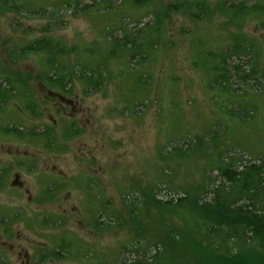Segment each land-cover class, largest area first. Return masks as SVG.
Here are the masks:
<instances>
[{
	"label": "rangeland",
	"instance_id": "1",
	"mask_svg": "<svg viewBox=\"0 0 264 264\" xmlns=\"http://www.w3.org/2000/svg\"><path fill=\"white\" fill-rule=\"evenodd\" d=\"M21 1L26 4L25 0H0V80L6 77L5 80L27 86L38 102V112L31 119L36 128L31 132L32 142L8 141L9 154H14L18 147L20 152L32 156L33 168H38L31 175L19 176L30 193L10 188L7 182L0 189V262L120 264L125 259L128 264H137L136 261L153 253V247L149 248L145 241H167L163 233L165 224L178 219L175 210L155 205L152 197L175 201L185 189L193 192L191 187L202 181L208 156L216 150L208 148L205 156L197 151L200 145H183L189 135H201L209 125L230 124V130L220 128L219 143L229 138L237 142L239 132L245 128L247 133L252 129L261 140L259 144H264V15L250 9L253 3L264 5V0H205L209 14L194 13L204 17V21L190 14L194 0H187L186 4L180 0H147L140 8L125 1L121 9L105 13L80 10L88 0L81 5L61 6L53 12L46 6V11L28 13L15 8ZM30 1L34 7L39 3ZM50 1L54 0H46ZM121 1L112 0V5L116 7ZM223 2L244 7V18L238 19L239 16L234 23L226 24ZM242 7L235 6L233 12L242 14ZM124 15H133L130 20L139 22L128 21L129 17ZM121 21L130 29H138L146 22L149 27L158 26L168 43L157 45L143 64L139 61L133 70L129 69L125 62L107 55L108 40L121 35L117 29ZM111 28L114 30L107 36L106 31ZM227 31L252 45L251 64L261 77L258 86L253 80L251 87L237 84L235 78L230 93L218 84L213 89L208 86L207 71L199 65L202 60H198V65L194 61L195 43H206L203 51L216 54L218 44L228 42ZM41 37L60 42L66 51L70 49L66 55L69 66L76 59L80 63H102L108 75L100 90H82V82L74 79L66 82L69 92L53 89L71 102L52 97L48 92L50 85L47 87L38 74L43 69L41 52L22 50L31 40ZM48 56L55 58L52 51ZM129 62L132 68L135 60ZM203 62L209 69V78L211 74L216 76L212 66L217 59L206 58ZM144 89H148V97ZM243 89L251 93L248 104L255 107L245 115L235 111L228 118L231 102L234 103L229 97L245 96ZM20 100L19 96L14 97L5 105L17 115ZM8 118L9 122L18 119L11 115ZM70 121L74 122L76 132L74 136L64 134L68 137L65 139L61 125ZM46 128L57 133L58 138V144L50 149L44 146V137H40L46 135L41 133ZM64 131L68 133L70 129ZM184 137L188 138L183 140ZM249 138L254 139L253 135ZM4 144L0 141V145ZM172 146L188 150L189 155L166 159L164 156ZM56 180L63 185L46 196L42 188ZM37 192L46 199L40 207L33 200ZM55 193L58 201L48 202ZM43 214L48 221L39 225Z\"/></svg>",
	"mask_w": 264,
	"mask_h": 264
},
{
	"label": "trees",
	"instance_id": "2",
	"mask_svg": "<svg viewBox=\"0 0 264 264\" xmlns=\"http://www.w3.org/2000/svg\"><path fill=\"white\" fill-rule=\"evenodd\" d=\"M26 1V4L22 1L16 3L15 8H20L30 13L37 10L46 11L47 6L53 12L61 6L81 5L83 0H54L50 2L39 0L36 7H34L32 1ZM88 1L89 3L81 5L80 10L91 11L92 9H97L105 13L109 10L121 9L125 1L130 2L136 8H140L147 3V0H122L121 5L114 7L112 0ZM43 2L49 5L43 4ZM180 2L186 4L187 0H180ZM206 2L205 0L192 1L190 14H194L196 11L201 13V15H208L209 8ZM30 4L32 6H28ZM99 4L101 6H98ZM235 6L242 7L236 3H222V10L227 13L226 24L228 22L234 23L239 16L238 19L244 18V10L246 9L242 7L243 13L235 14L233 12ZM250 9L253 10L251 12L257 15H264V10L262 9L253 8V6ZM194 15L200 21L204 19L199 14ZM207 15H205L206 18H208ZM124 17L127 16L124 15ZM128 17V21L134 19L133 15ZM131 22L137 23L139 21ZM124 24L121 21L117 27L121 31L120 37L108 40L110 45L107 55L117 62H125L129 69L133 70L139 61L143 64L149 55L152 54V51L156 50L157 45L163 46L168 43L162 28H158V26L149 27V22H146L144 26L138 29H130ZM113 30L114 28L107 29V36H110ZM227 39V44H218L220 49L213 55L210 51H203L206 43L204 45L201 42L195 43L194 61L198 65V60H202L199 65L204 71H207L208 86H212L213 89L218 84L222 89H226L230 93L233 78L236 79L235 82L237 84H244L246 87L252 86L250 83L252 80L255 85H259L261 77L251 64V58L254 56L252 45H249L246 40L238 38L233 32L230 33V31H227ZM22 50L26 52H41L43 69L38 74L41 76L42 82L47 87L50 85L52 89H59L63 93L71 90L66 89V82H72L74 79L82 82V90L92 88L96 91L100 90L107 79L108 74L105 75L107 68L102 63L92 60L80 63L76 59L69 66L70 63L66 60V55L70 49L66 51L60 42L51 38L41 37L33 39ZM51 51L55 58L48 56ZM43 54L45 55L42 56ZM206 58L210 60L217 59V64L212 66L213 72L217 73L214 77L211 74V78H209V69L203 62ZM129 59L135 60L132 68H130ZM43 70L45 71L43 72ZM143 76L141 75L140 78H143L144 80H142L146 82ZM93 78L96 81L93 82ZM1 83L0 105L6 97L5 91L10 92L9 99L14 97L11 94L14 89L11 86V80H2ZM143 91L147 92L146 97H148V89ZM242 92L247 94L234 98L229 97L234 103L230 101L232 109L228 110V118H231L230 115H235V111H239L236 112L237 114L242 112L245 115L250 108L255 107V105L248 104V98L251 93L247 92V90L245 91V89ZM33 96L31 94V104L33 107L38 108V102ZM239 120L245 122L243 117L240 116ZM221 127L222 130L227 131L228 129L230 130L231 126L230 124L209 125V129L203 131L201 135H189V139H187L188 137L183 138V140H188H184L183 145L193 144L195 147L200 145L202 150L198 149L197 151H200L205 156L208 154V148L210 150V147H213L216 150L212 155L208 156L209 162L204 167L202 181L191 187L193 192L185 189L183 196L178 195L175 201L172 199L160 201L152 197V202L155 205L175 210L174 215L182 222L176 219V223L169 221L165 224L163 233L169 243L165 241L162 244H150L149 241H145L148 242L149 248L153 247V253H149L150 250H148V256L136 261L137 264H264V144H259L261 140H259L258 135L251 132L252 129L247 133L245 128L239 132V139H236L237 142L233 138H229L228 141L219 143L218 138L221 134ZM61 128L62 137L65 139L68 138L65 135L74 136L76 132V126H74L73 121H70L68 125L61 126ZM65 129H70V131L66 133ZM34 130L32 127V133ZM41 133L46 135L42 136ZM41 133L40 137H44L46 142L44 146H48V149L58 144L57 133L49 131L48 128L42 130ZM244 133H247V135L244 136ZM249 135H253L254 139L257 140H251ZM228 136L231 137L229 134ZM205 137L209 140H205ZM180 152L183 154L179 155ZM188 152V150H183L179 146H172L168 155L164 156L161 151H159V154L162 158L170 159L184 158L189 155ZM42 189L47 196L53 192L55 187L44 185ZM55 196H57L56 193L51 194V199L47 201H58V196L56 198ZM47 221L48 217L43 220L45 223ZM160 241L162 242L163 240ZM120 264H128V262L123 259Z\"/></svg>",
	"mask_w": 264,
	"mask_h": 264
},
{
	"label": "flooded vegetation",
	"instance_id": "3",
	"mask_svg": "<svg viewBox=\"0 0 264 264\" xmlns=\"http://www.w3.org/2000/svg\"><path fill=\"white\" fill-rule=\"evenodd\" d=\"M252 6L253 8L257 7L258 9L264 10V5H258L257 3H253ZM5 78L6 77H3L2 79L5 80ZM1 81L2 80H0V84H2ZM11 82H12V84L10 83L11 86L14 87V89L11 91V94L15 98L19 96L21 100L20 102H18L19 103V105L17 106L18 108L15 107L16 108L15 111L17 112V115L15 114L13 110L9 111V109L7 108V105H5V104H9L12 101V99L8 98L10 95V92L5 91L6 97L0 105V141L1 143H5L4 145H0V189H2L4 187V184L7 182V183H10V188H17L19 190L25 189L24 191L25 193H30L29 189L25 187V182L21 181L19 176L21 173L31 175L33 173V170L37 169L38 166L33 168L32 156L28 154L26 151L20 152L18 147L14 148L15 150L14 154H9L8 151H9L10 143L8 141L12 140V141L17 142L19 140L22 143L24 141L25 144L27 143L30 144V142H32L31 119L33 117V113L37 114L38 108L32 106L31 104V94L32 93L27 91V86L21 83L16 84V80L15 81L11 80ZM41 84L42 86H45L43 83ZM16 87L18 88V90ZM48 89L49 88H47V90ZM48 92L52 97L58 98L59 100L65 103L71 102L66 98L65 95H62V93L57 92L51 88L48 90ZM16 94L17 96H15ZM9 115H11L13 119H16L14 117H17L18 119L16 120V122L15 121L9 122L8 120ZM68 123L69 122L63 125H68ZM16 126H19V128H17ZM5 146H8V147L5 148ZM4 156H7V158H4ZM34 162L36 161L34 160ZM42 183L43 181H41L40 185H42ZM49 185H52L56 188V187L62 186L63 183L59 180H56V181H53L52 183H49ZM39 194L40 192H37L33 196V200L36 202L35 204L38 207L46 203L45 198L40 197ZM29 200H32L31 196L29 197ZM44 219H45V216L39 218V225H41L40 222L43 221ZM5 231L6 230H4V232Z\"/></svg>",
	"mask_w": 264,
	"mask_h": 264
},
{
	"label": "crops",
	"instance_id": "4",
	"mask_svg": "<svg viewBox=\"0 0 264 264\" xmlns=\"http://www.w3.org/2000/svg\"><path fill=\"white\" fill-rule=\"evenodd\" d=\"M45 216V214L41 215V217ZM51 216H54V215H51ZM54 220V219H53ZM56 220V219H55ZM50 227V226H49Z\"/></svg>",
	"mask_w": 264,
	"mask_h": 264
}]
</instances>
